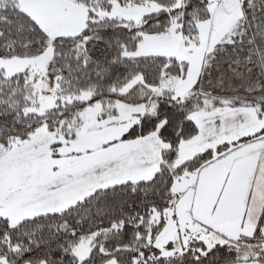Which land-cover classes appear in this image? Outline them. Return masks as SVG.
<instances>
[{"label": "snow or ice", "instance_id": "snow-or-ice-1", "mask_svg": "<svg viewBox=\"0 0 264 264\" xmlns=\"http://www.w3.org/2000/svg\"><path fill=\"white\" fill-rule=\"evenodd\" d=\"M0 264H264V0H0Z\"/></svg>", "mask_w": 264, "mask_h": 264}]
</instances>
